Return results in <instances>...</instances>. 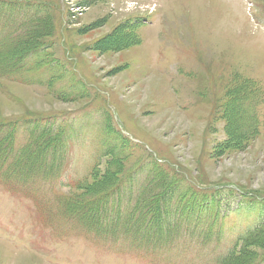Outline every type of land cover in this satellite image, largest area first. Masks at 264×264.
Instances as JSON below:
<instances>
[{"label": "rangeland", "instance_id": "374dc122", "mask_svg": "<svg viewBox=\"0 0 264 264\" xmlns=\"http://www.w3.org/2000/svg\"><path fill=\"white\" fill-rule=\"evenodd\" d=\"M3 1L30 12L0 17V50L11 34L23 49L28 32L46 35L35 37L39 71H6L0 57V124L15 126L17 147L32 132L61 131L66 150L0 181V264H219L264 225V0ZM43 4L41 24L19 27ZM244 80L263 100L254 134L245 91L232 89ZM107 163L128 194L170 189L173 222L207 233L184 229L171 242L132 229L95 240L66 216V201H83L76 188L99 184Z\"/></svg>", "mask_w": 264, "mask_h": 264}, {"label": "trees", "instance_id": "16d2710c", "mask_svg": "<svg viewBox=\"0 0 264 264\" xmlns=\"http://www.w3.org/2000/svg\"><path fill=\"white\" fill-rule=\"evenodd\" d=\"M29 7V4L21 5L20 2L16 4H6L3 0H0V17H2L5 13H10L11 15L14 11L18 12V14L30 12V10H26ZM37 8L38 10L35 12L37 19L31 22L29 21V16H27L25 18V22L20 24L19 27L26 26V30H29L27 27L28 24L31 25V28L33 24L36 26L38 23L41 24V19H43L46 13H48L50 7L43 4V6L39 5ZM7 23L10 24L9 22ZM19 27L17 28L19 29ZM27 35H30V37H28L29 39H33L29 48H21L25 45V39L18 41L19 39L11 34V37L8 39V44H10V46H8L5 50H0V57L3 60L11 61L9 64H6V71H8L13 65L19 66V70L25 71L27 70V67H30L28 70L30 73L39 71V64L35 62L37 56L40 54L38 52L39 44H36L35 37L37 39L40 37L43 38L46 35V32L35 33L30 31ZM14 45H17L16 49L14 48ZM30 56L32 57L31 59L33 62L27 66L25 63ZM2 68H4V66L0 65V70ZM13 73V71H10L7 74ZM245 81L246 80L241 83H237V85L232 89L237 92L236 94H238L240 90L245 91V97L241 100L242 114L245 120H248L252 126H244V128L254 134V132L258 131L257 124L259 117L257 112H253L252 109L256 110L257 100L260 102L263 100L261 99L260 87L258 86L257 88L250 90V87L248 86L250 83L245 84ZM247 90L249 92H247ZM238 99H240V96ZM245 106H247V109H245ZM233 107H237V105L235 104ZM13 126L14 125L12 124H8L6 126L4 124H0L1 182H9L11 177V173L9 171L13 174L16 172L18 175L25 173V171H22L20 166L24 162L31 163L38 154L39 156L51 155L57 150H60L62 151L60 153V157L64 158L66 139L63 137V132L60 131L55 137L52 135L49 136V134L45 135V133L36 136L32 132L26 145L24 147H17L15 145L16 132H13L15 126ZM35 131H37V128ZM97 167H95L92 172ZM159 169L160 168L156 169V173ZM109 172L111 171L109 163H107V170L104 172L102 180L99 184L95 182L93 185H89L86 182H82L78 185L76 190L82 189L85 191L83 201L75 200L74 198L69 199L68 202L66 201V216L72 220H76L79 223V226L84 229V231L87 230V233L91 234L95 240L100 238V235H102L104 231L108 234H115L116 232H122L125 234L130 233L132 229L139 232L141 236L148 240L157 241L156 237H158L160 240L167 239L171 240V242H174L175 239L179 240V237L183 233L184 229L190 230L193 236H196L198 232L201 235H205L207 233V231L204 232L203 228L188 226L181 220L173 222V216L177 213L176 209H174L171 205L172 192L170 189H163L162 187L157 189L158 191H161V193L156 192L157 190L154 192L149 190L137 192L135 194H128L126 191H122L124 186L121 178H119V176L116 178L111 177ZM117 172L118 170L114 173V175H116ZM98 173L93 172L91 173V176H99L97 175ZM158 175L159 172L156 177L157 181L159 180L158 184L165 186L168 183L167 175L163 173L160 177ZM151 186L153 185L151 184ZM123 200H126L125 203L128 201L132 205L122 209L121 203ZM132 220H135L133 227L131 225ZM263 227L264 225H261L241 237L236 242L234 248H232L231 251L219 261V264H264V256L258 258V256H256L253 252L254 249H259L261 252L264 250ZM87 233L84 235H87Z\"/></svg>", "mask_w": 264, "mask_h": 264}, {"label": "bare ground", "instance_id": "6f19581e", "mask_svg": "<svg viewBox=\"0 0 264 264\" xmlns=\"http://www.w3.org/2000/svg\"><path fill=\"white\" fill-rule=\"evenodd\" d=\"M205 80V79H204ZM206 81V80H205ZM201 83V82H200ZM206 85V84H205Z\"/></svg>", "mask_w": 264, "mask_h": 264}]
</instances>
